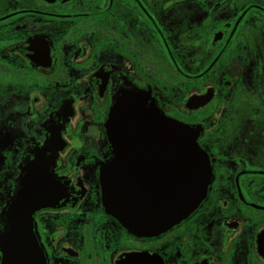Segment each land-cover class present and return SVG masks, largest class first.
I'll return each instance as SVG.
<instances>
[{
  "label": "flooded vegetation",
  "instance_id": "flooded-vegetation-1",
  "mask_svg": "<svg viewBox=\"0 0 264 264\" xmlns=\"http://www.w3.org/2000/svg\"><path fill=\"white\" fill-rule=\"evenodd\" d=\"M121 93L209 159L205 197L158 233L104 206ZM161 160L124 172L151 191ZM28 164L56 196L33 217L45 264H264V0H0V229Z\"/></svg>",
  "mask_w": 264,
  "mask_h": 264
},
{
  "label": "water",
  "instance_id": "water-1",
  "mask_svg": "<svg viewBox=\"0 0 264 264\" xmlns=\"http://www.w3.org/2000/svg\"><path fill=\"white\" fill-rule=\"evenodd\" d=\"M145 105L141 94L116 98L105 123L113 159L101 171L106 211L139 235L158 233L186 217L205 197L211 174L208 156L196 141L197 129ZM143 155L162 158L151 191L124 172L126 157ZM51 182L30 181L29 164L25 167L21 188L4 212L0 264H45L33 217L55 199Z\"/></svg>",
  "mask_w": 264,
  "mask_h": 264
}]
</instances>
